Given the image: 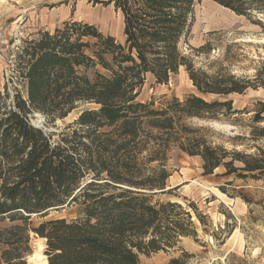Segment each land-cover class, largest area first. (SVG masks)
Instances as JSON below:
<instances>
[{"label": "trees", "instance_id": "1", "mask_svg": "<svg viewBox=\"0 0 264 264\" xmlns=\"http://www.w3.org/2000/svg\"><path fill=\"white\" fill-rule=\"evenodd\" d=\"M113 1L124 16L123 43L94 24L68 20L16 45L27 95L8 85L0 91V223L9 222L0 226V264H28L31 232L46 239L47 264H141L140 253L197 235L191 212L159 198L171 193L173 147L199 156L205 173L223 166L224 175L264 179V146L229 150L210 140L209 126L194 123L232 112L231 100L139 99L150 75L167 83L182 66L204 94L251 85L234 74L197 71L182 51L199 0ZM216 1L241 15L264 11V0ZM86 103L93 107L58 130L30 123L38 110L56 127ZM260 112L264 107L255 122L264 120ZM241 196L264 211V194ZM65 205L76 207V218H47ZM34 216L42 219L34 224Z\"/></svg>", "mask_w": 264, "mask_h": 264}, {"label": "rangeland", "instance_id": "2", "mask_svg": "<svg viewBox=\"0 0 264 264\" xmlns=\"http://www.w3.org/2000/svg\"><path fill=\"white\" fill-rule=\"evenodd\" d=\"M110 0H0V91L8 85L14 93L26 94V80L22 78V63L16 45L22 38L30 37L31 28L53 31L54 25H62L67 18L94 24L105 34H112L118 42L125 40L124 16ZM264 6V2H258ZM188 35L181 40V49L194 63L197 71L210 75H237L251 80L244 92L230 94L201 93L194 85L189 71L182 66L169 82L158 83L149 76L141 89L139 99H155L158 105L164 98L176 96L180 100L190 94L203 95L209 101L233 103V111L220 114L216 120H194L195 125L211 128L209 138L229 150L247 153L264 146V120L254 121V115L264 107V11L241 15L221 5L216 0H199ZM54 22H50L51 17ZM62 22V23H61ZM259 22V23H258ZM59 25V26H60ZM91 104H81L63 119L55 121V130L78 117ZM264 117V112L259 113ZM48 125V126H47ZM199 156H193L173 147L167 167L171 173L167 188L171 193L159 195L162 200L178 201L183 209L193 214L197 235L181 236L174 247L157 252L140 253L141 264H264V211L261 205H249L241 193L264 194V179H242L224 175L221 166L213 173H205ZM257 198L261 196L255 195ZM201 214L202 221L197 217ZM62 216L76 218V207H63L62 211L51 210L47 218ZM42 218L34 216V224ZM8 221L0 223L1 227ZM31 254L39 243L46 239L31 232ZM4 245L0 243V258Z\"/></svg>", "mask_w": 264, "mask_h": 264}, {"label": "bare ground", "instance_id": "3", "mask_svg": "<svg viewBox=\"0 0 264 264\" xmlns=\"http://www.w3.org/2000/svg\"><path fill=\"white\" fill-rule=\"evenodd\" d=\"M37 121L42 120V116L40 113H38V116L36 118ZM44 239V238H43ZM44 245L42 243H39L37 246V251H35L34 254L29 256V261L33 264H47V259L45 258V255L42 254V251L44 248Z\"/></svg>", "mask_w": 264, "mask_h": 264}, {"label": "water", "instance_id": "4", "mask_svg": "<svg viewBox=\"0 0 264 264\" xmlns=\"http://www.w3.org/2000/svg\"><path fill=\"white\" fill-rule=\"evenodd\" d=\"M39 113H40V112H39ZM40 115L43 117L42 113H40ZM37 116H38V113H37V112L33 113V114L30 116V123H31V124H33V125H35V126H37V127H43L47 132H48V131H54V129H52V128H49V127L47 128V127H45V125L43 124L44 119H42V120H40V121H37V120H36ZM47 263H48V261H47Z\"/></svg>", "mask_w": 264, "mask_h": 264}, {"label": "crops", "instance_id": "5", "mask_svg": "<svg viewBox=\"0 0 264 264\" xmlns=\"http://www.w3.org/2000/svg\"><path fill=\"white\" fill-rule=\"evenodd\" d=\"M113 3H114V1H113ZM52 19H50V22H54L53 20L55 19V17L53 16V17H51ZM72 18H67V17H65V19L62 21V22H64V21H68V20H71ZM61 22V23H62ZM60 25V24H59ZM59 25H54V28L55 27H57V26H59ZM123 25H124V23H123ZM31 30V32H30V36H38L39 35V32L40 31H38V30H36L35 28H31L30 29ZM46 30H50V29H48V28H46Z\"/></svg>", "mask_w": 264, "mask_h": 264}]
</instances>
